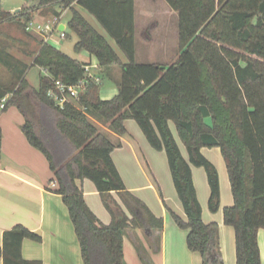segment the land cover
I'll use <instances>...</instances> for the list:
<instances>
[{
  "label": "trees",
  "instance_id": "trees-1",
  "mask_svg": "<svg viewBox=\"0 0 264 264\" xmlns=\"http://www.w3.org/2000/svg\"><path fill=\"white\" fill-rule=\"evenodd\" d=\"M165 1L178 14L180 52L170 64L137 61L135 0H35L31 10L42 14L61 15L69 9L68 27L77 35L75 49L87 50L104 69L119 66V93L102 99L100 84L91 80L77 105L60 108L47 94L51 80L42 74L39 87L33 88L26 78L30 64L0 42V65L7 70V78L0 77V102L11 94L4 110L18 107L25 116L22 129L29 142L47 157L84 264H126V231L140 228L152 237L164 227L163 218L126 186L112 157L122 144L101 128L123 136L128 132L127 119L136 120L153 148L166 152L186 218L172 214L180 227L189 229L188 247L201 253L203 264H223V259L218 224L202 219L192 165L206 168L210 208L217 211L218 172L201 149L220 147L234 198V204L224 208V222L235 229L237 264H262L258 233L264 230V0ZM78 7L95 16L127 62ZM16 20L27 28L31 14L14 13L0 4V32ZM26 53L34 57L33 65L47 68L66 83L87 76V63L48 42L40 41L38 48ZM170 121L189 159L183 156ZM86 178L100 193L110 223H103L87 204L77 184ZM27 238L42 241L39 233L21 224L4 232L3 264H43L23 257Z\"/></svg>",
  "mask_w": 264,
  "mask_h": 264
},
{
  "label": "crops",
  "instance_id": "crops-1",
  "mask_svg": "<svg viewBox=\"0 0 264 264\" xmlns=\"http://www.w3.org/2000/svg\"><path fill=\"white\" fill-rule=\"evenodd\" d=\"M35 4L36 2L34 1V4L23 5L28 6L26 10L28 13L30 12L31 19L36 11H40V15H46L40 16L36 21L48 20L54 16L52 14H42L41 10H31V7ZM18 8L6 10L14 13H21L22 10L19 12L16 11ZM81 8L82 7H78L79 11L82 13ZM63 13L64 15L69 13V9H65ZM21 18L22 17L19 19ZM18 20L15 22H19ZM87 21L90 23L88 19ZM135 22L136 43L137 40H141L140 52H144L149 56L155 54V52L157 53L159 49L163 50L169 47L166 40L170 39V37L167 33V35L164 34L162 36L161 42L153 43V35L159 30V27L161 28V26L165 25L164 28H167L169 22L170 24L173 23L174 40L176 43L178 41V14L170 8L165 0H135ZM90 24L92 25V23ZM5 25L0 32V42L5 44L10 53L14 56L29 63L30 67L39 66L33 65L34 57L32 55H27L26 52L38 48L40 46V41L50 43L52 37L58 42L57 36H54L55 32H58L61 39L67 37L66 35V37L62 38L59 30H54L50 39L45 41L41 34L26 28L27 36L22 39L23 47L19 51L23 56H18L12 52L11 46L7 41V39H11L12 36L11 33L5 32ZM92 26L95 28L94 25ZM59 29L67 30V24L62 20L59 24ZM95 29L99 32L97 28ZM82 52L86 59L80 61L91 65V72L101 78V83H99L101 85L103 83L104 72L110 74L114 66L104 69L99 65L95 56L91 55L87 50H82ZM179 52L178 45V52H175L176 56L179 55ZM138 53L139 49H137L136 44V57ZM161 54L165 53L161 52ZM120 59L122 62H125L121 57ZM29 60H31V62H29ZM138 62L159 63L158 60L150 59V57L148 61ZM1 70H4L7 75V70L2 67V65H0V71ZM28 71L26 73V78L28 77ZM30 84L33 88H38L40 80L38 87L33 85L32 81ZM99 94L102 99H105V97L101 96L100 92ZM0 111V245H3L4 232L21 224L42 236V241L40 242L28 238L24 240L22 246L24 258L30 260L38 259L41 260L43 264H81V247L75 232V227L62 195L55 192V189L58 188V183L54 178L55 175L50 168L47 157L41 150L29 142L23 129L19 127L20 122H22L25 117L19 112L20 110L17 108L12 109L9 106L5 110L0 108ZM129 124L133 125L131 120L127 119L125 125L127 130L130 131ZM169 125L175 135L174 122L170 121ZM103 127L114 142L120 141L122 144L120 147L114 149L112 157L128 189L136 193L147 203H161V195L156 183L157 181L151 178L152 176L147 172L139 156L141 153L140 150L145 152V155L148 156V164L152 167L157 179L159 178L163 183L161 172L163 165L165 164L166 166L165 158L162 154L163 151L158 153L153 152V150L144 143L142 134H140L139 130L134 129V131L136 130L135 134L137 137H134L130 131V134H132L134 138H137L136 140L124 135L120 136L110 131L107 127ZM205 150L207 149L203 147L201 152L211 161V157L206 154ZM182 154L186 159H189L185 152ZM168 164L167 159V165ZM220 168L221 204L222 208H225L234 204V198L233 194H231V186H229L228 183V175L226 174L223 161H220ZM202 171V167L192 165L193 181L198 199L202 206L203 219L206 223L214 222L215 220L220 223L219 236L221 237V251L225 264H237L236 233L234 227L233 230L231 228L232 226L225 224L221 211L217 214L209 212L206 208V199L200 198L198 183H204ZM77 184L84 192L87 204L99 219L103 223H110L111 214L105 207L103 201L99 199L100 193L96 190L94 183L87 179H83L77 180ZM148 190H150V192H148ZM204 191L206 192V186H204ZM170 194H173L172 190H170ZM113 195L118 198L116 192H113ZM177 205V212L186 218L183 205L182 208L178 203ZM163 212L166 219L164 227L162 230H155L152 237H149V233L146 230L140 228L126 231L124 235L125 263L146 264L142 260V257L145 256L148 257V259L149 257L152 258L153 263L149 259V264H203L201 253L192 251L188 247L187 237L189 229L180 227L174 222L170 215H168L167 211L164 210ZM156 236L160 238V246L155 240ZM261 253L262 264H264V250L262 251L261 249ZM0 264H3V258L1 256Z\"/></svg>",
  "mask_w": 264,
  "mask_h": 264
},
{
  "label": "rangeland",
  "instance_id": "rangeland-1",
  "mask_svg": "<svg viewBox=\"0 0 264 264\" xmlns=\"http://www.w3.org/2000/svg\"><path fill=\"white\" fill-rule=\"evenodd\" d=\"M34 1L35 0H0V4L2 5V7L4 9H10V8L11 9H16V8L20 7L21 10L24 13L26 11V9L28 8V6L27 5L23 6V5L24 4H31V3L34 4ZM81 11H82L83 15L90 21V23H92V25H94L95 28H97L99 30V32H101L106 37V39L109 41V43L115 49L117 54L122 59H124V61L126 62L127 61V57L125 56V54L122 51V49L118 46L116 41L107 33V31L102 27V25H100V23L95 18V16L92 15L85 8H81ZM39 13H40V11H36L35 14H33L32 19L36 20L40 16H46V15H40ZM69 18H70V13H66L64 15L63 19H62V21L67 24V30H66L67 37L64 38V39H61L59 37L58 32H55L54 36H57L56 38H58L59 41L56 42L53 39V37H52V39L50 40V43L52 45L58 47L63 52H65L66 54H68L69 56H71L73 58H76L78 60L86 59V57H84L85 55H83V52L82 51H77L75 49V47H74V45H75V43L77 41V35L73 31H71V29L68 27V23L67 22H68ZM20 20H21V22L25 21L24 17L21 18ZM168 24L169 25H168L167 28H164L165 25L161 26V28L159 27V30H157L154 33V35H153L154 37L152 38V41H153V43L161 42L162 41V36L167 33V34H169V37H170V39L166 40L169 47H167V48H165L163 50L159 49V51L157 53L155 52V54H152V55L149 56V55L145 54L144 52H140L141 40H139V41L137 40V43H136L137 44V49H139V53H138V56H137V60L138 61H148V59L150 57V59L158 60L159 63L161 62V63L170 64V63L174 62L177 59L178 56H176L175 52L176 53L178 52L179 39H178V41L176 43V41L174 40L175 39V34L173 32V23L170 24V22H169ZM4 30H5V32L11 33L12 38L11 39H7V41H8V43L11 46L12 52L14 54L18 55V56H23L19 51L23 47L22 39H24L27 36L26 28L24 26L20 25L19 22H14V23H11L9 25H5ZM142 50H143V48H142ZM161 52H164L165 54H161ZM29 62H31V60H29ZM42 74H43V72H42V68L41 67L39 68V67L33 66V67H30V69L28 71V77L29 78L27 77V79H28V81L30 83L32 81V84L35 85L36 87H38L39 80H40V75H42ZM0 77L3 78V79L7 78L6 72L4 70L0 71ZM120 78H121V69H120L119 66H114V69H113V71H111L110 74H108L107 72H104L103 83L100 85L101 96L105 97V99H110V98L116 96L119 93ZM10 108H12V109L13 108H17L18 109V107L15 106V105H10ZM19 112H21V111H19ZM21 114H23V113L21 112ZM23 117H24V115H23ZM129 120H131V122L133 124V125L129 124V127H130V131L134 135V137H137V135L135 134L136 133L135 131L139 130L140 134H142V138L144 140V143L147 144L153 150V152H157V153L160 152V151L156 150L155 148H153L151 146V144L147 140L146 136L144 135L142 129L140 128V126L136 122V120H134V119H129ZM206 120L209 123H211V118L210 117L206 118ZM24 123H25V117L22 120V122H20V124H19V127L21 129H22V125ZM101 128L103 130H105L103 126ZM134 129H136V130L134 131ZM130 131L128 130L127 134H125L124 136H127V137H129L131 139H136L137 140V138H134L133 135L130 134ZM174 133H175L174 136H175V138H176V140H177V142L179 144V147L181 149V152L183 150V152H185V154H187V156L189 157L187 148L183 144L181 139L179 138V135L177 133L176 127H175ZM118 142L119 141H115V143H118ZM204 148L207 149V150H205V152H206V154L209 157H211V162L214 164V166H215V168H216V170L218 172V176H219V184H220V205H219V209L217 211H213L210 208L209 200H210V195H211V185H210V182H209L208 172H207L205 167H202L204 183L203 184L198 183L199 195H200L201 199H203V198L206 199L205 200L206 208H207V210L209 212H211L212 214H217L219 211L222 212L223 221H224V208H222V204H221V181H220L221 174L219 172V171H221L220 161H223L224 164H225L226 174L228 175V177H227L228 178V183H229V186H231L230 179H229V174H228V170H227V165H226V162H225V159H224V156L222 154V151H221L220 147H204ZM140 152L141 153H140L139 157L141 159L142 164L146 168L147 172H149L150 175L152 176L151 178H153V180L157 181L156 183L158 185L159 193L161 195V203H159V204H157V202L156 203L155 202L154 203H151V202L147 203V202H145V200H143V199L142 200L146 203L148 208L152 211V213L157 218H163L164 223H165L166 219H165V214H163L164 213L163 211L165 210V211L168 212V215H170V217L177 224L176 220L173 217L172 211L174 213H176L177 215L183 217L182 214L177 212V207H178L177 203L182 208V202H181V200H180V198L178 196L177 190L175 188L169 164L167 165L166 152L165 151L162 152V154H163V156L165 158V162H166V166H165V164L163 165L162 172H161L162 173L161 177H162L163 183L161 182V180H159V178L157 179L152 167L148 164V156L145 155L144 151L140 150ZM87 180L92 182L90 179H87ZM203 185L206 186V192L204 191V186ZM170 190L173 191V194H170ZM148 192H150V190H148ZM134 194L137 195L136 193H134ZM231 194H232V188H231ZM99 199L101 201H103L101 195H100ZM202 219H203V216H202ZM203 221H204V219H203ZM214 222L218 224V237H219L220 251H221V237L219 236V225H220V223L217 220H215ZM231 228L233 229V227H231ZM157 230H162V229H157ZM155 240L157 241L158 245L160 246V238L158 236H156ZM258 241H259L260 250L262 249V251H263L264 250V230L263 229L259 230ZM221 257L223 259L222 251H221ZM147 259H148V257H142V260L144 261V263L149 264ZM149 259L153 263L152 258L149 257ZM261 259H262V256H261ZM223 262L225 264L224 259H223ZM81 264H84L82 257H81Z\"/></svg>",
  "mask_w": 264,
  "mask_h": 264
},
{
  "label": "built area",
  "instance_id": "built-area-1",
  "mask_svg": "<svg viewBox=\"0 0 264 264\" xmlns=\"http://www.w3.org/2000/svg\"><path fill=\"white\" fill-rule=\"evenodd\" d=\"M64 13L61 15H54L48 20L36 21L31 19L27 23V29L35 31L41 34L45 41L50 39V36L54 30H59L62 38L66 37L67 33L65 29H59V24L63 18ZM43 75L51 80V86L49 87L47 94L53 100L54 104L60 108H63L66 104L77 105L80 97L88 91L91 80L101 83V78L94 75L91 72V65H85L87 76L81 78L76 83L70 84L65 81L55 78L47 68L41 67ZM11 94L6 95L1 99L0 108L4 110Z\"/></svg>",
  "mask_w": 264,
  "mask_h": 264
},
{
  "label": "water",
  "instance_id": "water-1",
  "mask_svg": "<svg viewBox=\"0 0 264 264\" xmlns=\"http://www.w3.org/2000/svg\"><path fill=\"white\" fill-rule=\"evenodd\" d=\"M21 10V8H18L16 11L19 12Z\"/></svg>",
  "mask_w": 264,
  "mask_h": 264
}]
</instances>
